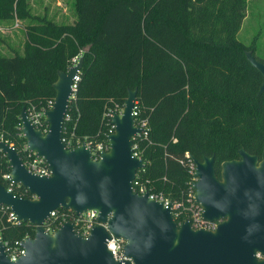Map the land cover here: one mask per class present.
Wrapping results in <instances>:
<instances>
[{
    "label": "trees",
    "instance_id": "obj_1",
    "mask_svg": "<svg viewBox=\"0 0 264 264\" xmlns=\"http://www.w3.org/2000/svg\"><path fill=\"white\" fill-rule=\"evenodd\" d=\"M249 1L76 0L77 21L57 25L32 17L26 0H0V20L34 22L26 27L23 53L0 57V140L25 162L21 110L45 108L56 97L59 73L82 56L63 136L74 132V145L79 139L109 146V114L124 108L129 90H137L136 124L148 131L136 140L147 163L139 176L179 206L177 221L187 218L193 157H214L221 177V165L239 160L241 149L259 157L264 150V77L246 58L253 49L238 39ZM9 172L0 152L4 187ZM10 188L33 199L23 187ZM62 213L73 217L72 211ZM8 214L0 206V241L14 247L34 236V226L12 223Z\"/></svg>",
    "mask_w": 264,
    "mask_h": 264
},
{
    "label": "water",
    "instance_id": "obj_2",
    "mask_svg": "<svg viewBox=\"0 0 264 264\" xmlns=\"http://www.w3.org/2000/svg\"><path fill=\"white\" fill-rule=\"evenodd\" d=\"M246 58L264 77V63L252 52ZM83 64L81 57L68 72L59 73L54 105L45 112L47 133L33 126L26 108L19 116L28 151L47 163L50 177L29 172L15 149L0 140L9 183L33 197L20 198L0 184V206L8 208L18 223L35 227L34 236L21 242L24 255L16 261L9 259L0 242V264H264V150L259 157L241 149L239 160L222 164L221 179L214 157L203 162L193 157L195 203L203 209V219L218 222V227L196 230L190 220L180 225L173 203L165 207L149 194L133 191L139 171L146 168L144 159L134 157L135 139L145 132L134 115L137 90H129L122 113L114 112L109 150L98 161L85 143L74 149L63 143L74 80ZM60 208L77 216L98 210L99 224L86 238L77 234L71 221L49 233L45 224ZM113 237L125 242L123 261L108 250Z\"/></svg>",
    "mask_w": 264,
    "mask_h": 264
},
{
    "label": "built area",
    "instance_id": "obj_3",
    "mask_svg": "<svg viewBox=\"0 0 264 264\" xmlns=\"http://www.w3.org/2000/svg\"><path fill=\"white\" fill-rule=\"evenodd\" d=\"M81 57L82 56H78V57L73 59L72 67L76 66L79 63ZM80 75H81V72H79L78 76L74 80L73 94H72L71 102L74 101L76 98V93L78 91V84L81 80ZM54 100H50L47 103V106L45 108H43L42 110L38 111L37 109H35L33 107L26 110L28 118L32 122L33 126L37 129L43 130L44 133H47L49 131V126L45 123V112L47 110L52 109V107L54 105ZM113 114H114V112L109 114L110 119L112 118ZM134 115L137 118L138 112H137L136 108L134 111ZM70 120H71V116L69 114H67L66 115V122H68ZM142 128L145 130V132L141 136H139L135 139V145H134V157H136L138 159H143V158L141 157V155L138 151V145L136 144V140L138 138H142V137L147 138L148 137V131H147L145 124ZM74 138H75V134L73 132V133H70V135L67 134L65 137L63 136L62 141L68 149H74V148L80 146L82 143H85L86 146L91 149L92 156H93V159L95 161H98L101 158V155L104 152H107L109 150V146H107V145L100 144L98 146H94L93 143H91V142L81 141L79 139L76 141V144L74 145V140H73ZM24 151L26 152V159H25V162L23 163V165L25 166V168L29 172H31L35 175L41 176V177H50L51 176V171H50L47 163L43 159L37 157V155H35L34 153L28 151L26 144L24 146ZM146 165H147V163H146ZM195 169H196V166L193 163V159H191V170L193 172V175L195 173ZM144 171H145V169L139 171V173H138V175H137V177L133 183V191L139 195L149 194L150 199L156 200L158 202H163L165 207H167L170 203H173L172 201L165 199V197L163 195L156 194L152 191V189H150L149 183L146 181H143L141 179V177L139 176L140 173L144 172ZM2 178L6 182V184L8 185V187H5V188L9 192L12 193L10 186L13 184L9 183L10 174L9 173L5 174V175H3ZM192 184L190 187V192L188 194L189 195L188 196V202L191 204V207L189 210V215H187L188 217L181 220V221H177L176 217L177 218H179V217H178V214L175 213V211L179 210V206H177L175 203H173V205H174L173 215L175 214L174 219L180 225L183 222H185L186 220H190L193 228L196 230L205 229V230L215 231L216 228L218 227V222H209V221L204 220L202 217V209L199 210V212H197L196 214L194 213L195 209L196 210L200 209V206L195 203V191H194ZM63 210H66V209L60 208L50 215V219L45 224V228H46L47 232H49V233L55 232V230L51 229L50 225L52 222L58 220L59 217L62 219L61 226L63 225V223L71 221L75 224L77 234L82 235L85 238L88 237L91 234L92 229L96 225L99 224L98 218H99L100 213L98 210H90L86 213L80 214L79 216H77L72 211L73 217L71 218V220H69V217L67 214L62 213ZM187 214H188V212H187ZM8 220L12 223H18L16 221V217L14 216V214L10 210H9V214H8ZM22 241L16 242L14 247H8L7 244L3 243L4 246L6 247L7 256L9 257V259L11 261H16L21 256L24 255V250L20 247V244ZM0 242H2V241H0ZM124 245H125L124 241H122L120 239H116L114 237L112 238L111 241L108 242V250L113 254L115 260L123 261L125 259L124 249H123ZM259 258H262L261 255H259Z\"/></svg>",
    "mask_w": 264,
    "mask_h": 264
},
{
    "label": "rangeland",
    "instance_id": "obj_4",
    "mask_svg": "<svg viewBox=\"0 0 264 264\" xmlns=\"http://www.w3.org/2000/svg\"><path fill=\"white\" fill-rule=\"evenodd\" d=\"M26 4L32 17H45L57 25H73L78 19L76 0H26ZM30 25H34V22L17 18L0 20V57H11L12 50L19 54L23 53L25 31ZM238 39L244 46L253 49L247 52L255 53L257 59L264 60V0L248 2L246 18ZM123 110L124 108H120L118 113H122ZM196 180L193 175L188 184L189 189ZM163 196L171 201L169 196ZM201 209V207L195 209L194 213Z\"/></svg>",
    "mask_w": 264,
    "mask_h": 264
},
{
    "label": "flooded vegetation",
    "instance_id": "obj_5",
    "mask_svg": "<svg viewBox=\"0 0 264 264\" xmlns=\"http://www.w3.org/2000/svg\"><path fill=\"white\" fill-rule=\"evenodd\" d=\"M222 166V165H221ZM215 167H216V165H215ZM216 173H217V169H216ZM218 178H220L221 179V177H218Z\"/></svg>",
    "mask_w": 264,
    "mask_h": 264
}]
</instances>
